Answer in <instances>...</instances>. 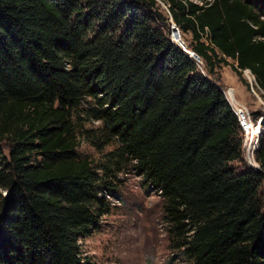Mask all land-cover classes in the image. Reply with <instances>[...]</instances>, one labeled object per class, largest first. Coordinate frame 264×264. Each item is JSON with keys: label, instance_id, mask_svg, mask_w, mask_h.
Masks as SVG:
<instances>
[{"label": "trees", "instance_id": "16d2710c", "mask_svg": "<svg viewBox=\"0 0 264 264\" xmlns=\"http://www.w3.org/2000/svg\"><path fill=\"white\" fill-rule=\"evenodd\" d=\"M168 1L204 66L157 0H0V264H98L80 240L131 172L184 262L264 264V131L260 167L236 170L244 130L215 76L249 69L264 91V0Z\"/></svg>", "mask_w": 264, "mask_h": 264}, {"label": "rangeland", "instance_id": "374dc122", "mask_svg": "<svg viewBox=\"0 0 264 264\" xmlns=\"http://www.w3.org/2000/svg\"><path fill=\"white\" fill-rule=\"evenodd\" d=\"M191 1L203 4V0ZM157 3L160 10L169 18L170 38L172 40V29L177 25L169 9L171 3L168 0H157ZM179 32L180 38L174 35L172 41L183 42L187 49L193 50L190 47V42L193 41L192 34L181 30ZM200 59L202 66H204L201 57ZM229 61L230 63L234 62L232 59ZM215 71L217 75H214L219 77L218 82L225 94L227 90L233 93V99L236 101L238 99L244 107L243 110L246 113L248 111L249 122L251 119L254 122V114L259 112L263 113V121L264 91L256 88L254 80H251L245 71L242 75L237 74L231 64H222ZM243 81L249 83V88ZM98 124L99 122H94L93 126ZM251 126H254L253 123ZM88 127H91V124H88ZM243 130L246 141L247 132L244 128ZM263 131L262 128V132L251 150L259 147ZM245 141L244 159L234 162L236 170L245 169L247 166L259 168L260 165L255 159V152L248 153L247 148H245ZM111 148L112 146L109 149ZM4 151L5 153L8 152L6 149ZM79 151L92 160L101 156L88 141L83 139ZM123 178L124 185L117 191V196H108L112 205V212L101 219L100 231L80 240L83 253L98 264H187L181 255L170 246L167 223L164 220V198L162 195L148 191L141 175L131 172L123 175ZM2 193L5 194V191Z\"/></svg>", "mask_w": 264, "mask_h": 264}, {"label": "built area", "instance_id": "2783aa9c", "mask_svg": "<svg viewBox=\"0 0 264 264\" xmlns=\"http://www.w3.org/2000/svg\"><path fill=\"white\" fill-rule=\"evenodd\" d=\"M174 43L176 44V45H178L177 44V42L174 40ZM179 46V45H178ZM181 47V46H180ZM194 59V58H193ZM197 61V60H196ZM198 62V61H197ZM198 63H200V62H198ZM201 64V63H200ZM247 71H249V69H247V70H245V72H247ZM250 73H251V76H252V78H250L251 80H254V82H256V79H255V76L252 74V72L251 71H249ZM226 95V98H227V100L229 101V103L231 104V106H232V108H233V110H234V112H235V114L238 116V118H239V121H240V124H242L241 126L245 129V131L247 132V137H248V134H249V129L250 128H252V123H253V125H255L256 124V126L258 127V126H261L262 127V119H263V117H261V118H259L256 122L254 121L253 122V120L251 119L250 120V122H249V118H248V116H249V113H248V111H247V113H246V111H244L243 110V105L238 101V99H237V101L235 100V99H233V97L230 95V93L228 92V90H227V93L225 94ZM248 115V116H247ZM241 116V117H240ZM249 123H251V125H249ZM246 142H247V139H246V141H245V148H246ZM258 148V147H257ZM256 148V149H257ZM256 149H255V151H256ZM255 151H252V153H254ZM150 192H155L154 190H152V191H150ZM159 193V195H160V193H161V191L160 192H158Z\"/></svg>", "mask_w": 264, "mask_h": 264}, {"label": "bare ground", "instance_id": "6f19581e", "mask_svg": "<svg viewBox=\"0 0 264 264\" xmlns=\"http://www.w3.org/2000/svg\"><path fill=\"white\" fill-rule=\"evenodd\" d=\"M248 74V77L252 78L251 73L249 71L246 72ZM230 93V91H228ZM233 93H230V95L233 97L234 95H232ZM262 132V127L261 126H256V124L252 127L251 130H249V134L247 137V142H246V148L248 153H251L252 151H255V149L251 150V147H253V145L255 144V141H257V137L261 134ZM249 148V149H248Z\"/></svg>", "mask_w": 264, "mask_h": 264}, {"label": "water", "instance_id": "95a60500", "mask_svg": "<svg viewBox=\"0 0 264 264\" xmlns=\"http://www.w3.org/2000/svg\"><path fill=\"white\" fill-rule=\"evenodd\" d=\"M172 40H173V38H174V35H177L179 38H180V30H179V28H177V27H174V29H172ZM177 44L179 45V46H181V48L190 56V57H192V58H194L195 60H197L198 62H200L201 63V59H200V57H199V55L194 51V50H189V49H187L186 48V46L184 45V43L182 42H177ZM250 71V70H249Z\"/></svg>", "mask_w": 264, "mask_h": 264}]
</instances>
